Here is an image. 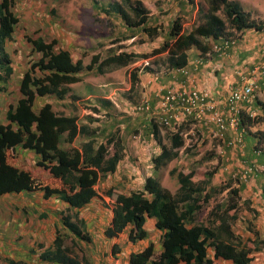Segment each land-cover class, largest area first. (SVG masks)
I'll list each match as a JSON object with an SVG mask.
<instances>
[{"label":"trees","instance_id":"trees-1","mask_svg":"<svg viewBox=\"0 0 264 264\" xmlns=\"http://www.w3.org/2000/svg\"><path fill=\"white\" fill-rule=\"evenodd\" d=\"M125 2L129 3L128 0L123 1ZM123 3L120 5L119 2H112L106 8L115 10L127 28H138L147 38L152 39L159 34L162 38L161 42L142 55L149 56L166 51L165 61L168 67L183 66L187 60L186 50L190 46L204 52L210 49V41L214 42L225 37L223 33L225 21L239 34L248 28L264 29V19L251 17L238 2L206 0L204 9L199 11L202 20H194L188 30H182L180 19L175 15L158 33V25L152 24L148 10L139 0L130 2L127 8ZM10 5V0H0V91L6 90L7 79L13 72L10 65L11 58L4 45L6 40L12 39L17 22V16ZM220 15H223L225 21ZM129 36H131L129 32L128 34L126 32L112 40L116 43ZM26 40L38 53V57L28 61V68L21 76L18 86L20 95L5 112L8 123L0 122V195L11 192L42 191L45 198L56 195L67 202L69 207L81 208L96 195L98 196L94 186L102 175L115 171L123 156L121 138L112 132L100 138L95 132L89 131L88 127L79 126L75 115L58 114L49 103L34 109V98L44 95L63 98L69 91L68 84L82 80L78 73L83 69L90 70L95 63H98V70L110 64L126 65L138 54L125 45H119V49L110 51L100 61L98 54L93 55L91 62L84 67L79 60L74 62L66 49H55L54 38L47 42L40 37H26ZM130 76L132 83L138 79L134 69L131 70ZM71 95L76 99L75 95ZM256 101L254 105L264 107L262 102L256 104ZM109 105L107 99L99 98L98 106H89L92 110L99 111L101 107ZM153 118L152 116L153 135L157 137L160 145L159 151L152 156L153 166L157 169L177 155L184 139L179 130H174L167 133L168 144L161 142L158 137V124ZM258 119H264V114H257L251 119L246 110L242 109L240 126L246 131L247 125ZM79 135L88 137L84 143H80V147H64L65 142L71 143ZM17 146L37 154L39 158L35 163L36 166L48 171L50 176L42 180L29 171L13 165ZM109 146L113 147V151H110ZM191 146L192 143L183 149L189 151ZM255 147L259 146L254 145L252 153H255L253 152ZM260 154L264 153L260 150L254 155ZM169 171L175 172L178 183L177 191L174 193L160 184L154 174L145 178L141 189L125 193L118 187L112 186L105 191L113 200V218L105 229L106 236L111 238L118 236L130 227L128 240L134 243L146 237L144 224L147 218H154L155 228L161 232L158 250H155L153 243L150 242L142 250L132 252L128 264H214L218 257L230 259L233 264H253L250 252L253 248H264V237L251 240L252 246H249L230 229L231 219L235 218L240 205L239 191L244 184L241 179L235 176L237 185H231V179H225L220 185H216L211 183L214 171L211 169L176 170L173 167ZM243 175H245L244 171ZM224 188H226L225 197L223 195L212 204L207 212V221H196L201 207L215 192ZM262 192L264 195V188ZM61 222L73 235L70 237L73 245H77L80 239L90 240L88 233L82 229L84 221L78 217V212L75 213L74 220L69 214L62 215ZM56 232L52 246L45 248L39 254V259L48 264H82L80 261L87 264L83 255H79L78 258L70 254L69 247L65 245V235L59 230ZM208 247L212 250L211 256L207 254ZM119 250V244L115 243L112 248L113 253ZM6 260L8 264H31L25 260L9 258Z\"/></svg>","mask_w":264,"mask_h":264},{"label":"crops","instance_id":"crops-1","mask_svg":"<svg viewBox=\"0 0 264 264\" xmlns=\"http://www.w3.org/2000/svg\"><path fill=\"white\" fill-rule=\"evenodd\" d=\"M234 1L238 2L239 5L241 4V0ZM194 4V11L199 10V6L196 3ZM241 5L240 7L243 10L247 11L251 17L258 18L256 17V15L260 14L261 19H264L262 18L264 17V14L263 12H261V8L255 2L251 4L249 9H245ZM102 10L105 12L107 11L106 9ZM159 10L161 9L156 8V11ZM25 12L26 11H23L24 14ZM93 18V21H99V18H101V16L97 14L93 16ZM150 21H152V19H150ZM160 21L161 20L159 18H156L155 20L156 23H159ZM168 21L169 18L164 19L165 25L168 23ZM48 26L49 32H46L47 38H40L47 42L49 41L48 36L51 37L56 35L58 39H56L55 49H66L72 57V60L74 62L78 60L81 61L84 67L91 62V58L93 55L98 54L100 56V59H98V61L106 57V55H108L110 51L111 46L113 45L112 43L107 44L99 49L97 47L99 44V40L97 38H93V43L96 46L95 48L92 45L82 46L80 37L74 36L73 38H71L67 33H65L63 37L64 40L63 42H61L62 36L60 37L58 35L60 30H57L53 24H48ZM134 30H138V28H135ZM162 30L158 31V33ZM253 30V28H248L240 33L239 36L241 38H239L238 41L229 46L226 55L217 54L215 51H212L211 47V50L208 49L202 52L196 47L190 46L186 50V63L183 66H180L181 68H179L178 70L176 69L178 67H168L166 65L164 74H158L159 71L155 72V69L152 68L155 63V58H153V56H155L156 54H161V52L149 56L142 55L144 52H146L144 50L145 48L143 49L140 46L141 44L143 45L144 41L138 40L139 43L133 42L132 45H125L126 47H129V50H133L138 54L126 65L110 64L102 67L101 70H98V63H95L90 70H87V68H85L78 73V75L82 77V80L67 85L69 91L64 95L63 98L57 97L55 95L35 97L33 104L34 109H39L43 104L49 103L51 104L54 111H56L58 114L75 115L77 117L79 126L83 125L86 128L88 127L87 129L89 131H92L93 133L95 132V134L100 138L102 135L109 132L116 134L119 138H121L122 141L123 156L117 164L115 171L102 175L100 180L94 186L98 196L96 195L81 208L69 207L67 202L59 199L56 195H51L50 197L45 199L42 191H36L42 196L43 199H45L47 204L49 202V205L52 207L50 210V214H55V216H57L56 222L46 230L47 236H50L51 240L47 245L44 246L43 243H41L43 241L40 240L37 242V247H35L33 245L34 241L32 239L34 230L36 229L34 233H40V228L42 225H44L40 224L38 225V227H34V221L38 222V217H43L44 215H46L45 209H41L37 214L34 212L33 207H35V204L33 193L36 192H11L0 195V215L4 218V220L0 223V264H3L2 261L4 259L6 260L7 258L14 260H25L31 264H39V262L40 264H48V262L39 259V254L45 248H50L52 246L53 239L57 233L56 230H59V232L63 233L65 235V239L67 238L71 243L70 237H72L73 235L64 228L61 222V218L62 215L69 214L74 220L76 212H78V217L83 219L84 222L82 229L84 230V232L88 233L90 240L85 241L80 239L78 240L77 245H73L71 243L72 247H69L68 245L67 247H69L71 252L70 254L72 256H77L78 258H80L79 255H83L87 261V264H128L130 254L132 252L142 250L150 242L153 243L155 250H158L159 243L157 240H159L161 232L155 228L154 218H147L146 223L144 224V229L147 231L146 237L138 239L134 243L128 240V232L130 227H127L123 232L119 233L118 236H114L112 238L106 236L105 229L110 225L113 218V204H111L113 200L106 195L105 191L107 189H110L112 186L118 187V184L122 183L123 181V183L132 181L131 174L133 175L134 169H130L128 168V166H130L131 162L135 161L133 164L134 168V165H136L137 161L140 160L139 157L142 156L141 152L144 153L147 149V146L149 147L152 143H155V148L157 150H155L153 156L159 151L160 145L157 141V137H154L153 135L154 132L152 131L153 124H151V118L153 116V119H156L154 112L157 109L159 96L164 92V90L170 84H174V86L177 87L181 82H183L185 84L184 87L196 85L200 88L208 89L211 95L215 98H221V96L225 94L228 87L237 83L240 79L238 72L245 71L246 69L251 67L263 55L264 29H255L258 32V34L256 35L255 33H253ZM134 32L135 31L129 32V35L131 36L125 38L128 39V42L133 39ZM245 34H248V37H245ZM242 36L244 37L242 38ZM160 39L162 40V38ZM218 41L219 39L214 40V42ZM76 44L78 47L75 46ZM158 44H155L154 46H157ZM210 44L212 45L213 42L210 41ZM75 47H77L76 50ZM5 49L9 54V57L11 58V53L7 50V41L5 42ZM102 51H105L106 53L103 54ZM162 52H165L166 58V51ZM34 53L38 55L37 52L34 51ZM10 61L11 70H13L12 74L10 75L11 77L16 69L13 65L12 58L10 59ZM164 62L166 64V61ZM132 69L136 70L137 72L138 79L136 80V82L132 83L130 77V81H128L127 87L125 86L119 88L116 85L118 83V81L116 80L117 72L122 70L129 77ZM95 72H97L99 76H108L107 83H104L103 85H100L98 87V79L86 78L90 77V75H95ZM157 78L163 83L159 84V80H157ZM7 83L8 82H6V84ZM104 85H107L109 89H106ZM6 86L7 88L5 91H0V107L4 109L2 118H5V112L8 109V106L12 103H15L20 95L18 90L19 85H16L15 88L14 86L8 84ZM112 87L115 88L112 89ZM105 91H108V94L101 95V92ZM258 91L259 93L264 92L263 77H261L257 81L255 94H257ZM71 94L75 95L76 99H73ZM144 97H146L149 102V108L138 109V105L141 103ZM99 98L107 99L110 105L108 107H101L99 111L92 110L89 105L98 106ZM110 106H115V108L117 109L112 110ZM92 115L94 117H92ZM1 123L6 124L8 123V121L5 118V121ZM158 128L159 127H157V130ZM227 134L230 133L227 132L225 136ZM158 137H160L159 130ZM87 138L88 137L79 135L74 139L73 142H65L64 147H80V143H84ZM146 140L152 141H148V143H146ZM109 149L110 151H113L112 146H109ZM132 149H135V152ZM260 155L257 156L256 159L259 160V158H263L264 160V154H262L261 156ZM38 158L39 156L32 150L17 146L15 148L12 164L20 169L29 171L34 176H36L32 173L34 172V170L38 172L40 171V173L43 172L42 177L39 178H43L42 180H44V178L46 179V177L50 176V174L48 171H44L43 168L36 166L35 163ZM259 162L262 163L258 164L259 167H263L262 169L264 170V162H262L261 160ZM148 176H150V174L146 175L145 178ZM100 183L105 185V187H103L104 194H102L98 190ZM135 183L139 182L136 181ZM160 184L162 183L160 182ZM142 185L143 183L140 184V186L132 188L131 190L141 189ZM246 186L247 183H244L242 188H245ZM249 187L250 188H248V190H245L246 195L248 194V198H243V200H240L241 198L239 194L238 203L240 205L238 210L236 211L235 218L231 219L230 229L232 230L233 234H235L241 240H245L246 238H248L250 239V241H254L257 237H264V207L262 208V210H258L256 205L251 203L254 197V194L252 193H258L256 194V196L260 198V202H262V204L264 205V195L262 192V188H264V178H260L259 175L256 174L255 182H252V186ZM125 193H128V191ZM101 197H103L104 199ZM103 200H110L111 203ZM99 201L101 202L100 206L104 207V214L98 212L94 215V218H88V214H86V212L81 213V209L93 208L92 205L97 204ZM245 203L249 204L248 209L246 208ZM88 219L92 220L91 226L89 222H87ZM147 225L152 227V229H150L149 227L148 230ZM251 225L253 226V228L251 227ZM154 235L156 239L153 237ZM28 238L30 239V242H26V244L21 240H26ZM115 243L119 244L120 250L114 254L112 248ZM32 245L34 247H32ZM84 247L90 248L91 251H100L101 253H108L109 250V254H107L104 259L98 260L96 261V263H92L91 260L88 259L83 252ZM72 248L78 250L74 255L72 254ZM29 252L31 254L30 256ZM25 253H27V256H24ZM207 254L209 256H211L212 254V250L210 247L209 250H207ZM250 254L253 257V264H264V248H260V250H254L253 248ZM215 261H217V263L214 262V264H233L230 259H223L220 257L216 258ZM80 262L83 264V261Z\"/></svg>","mask_w":264,"mask_h":264},{"label":"rangeland","instance_id":"rangeland-1","mask_svg":"<svg viewBox=\"0 0 264 264\" xmlns=\"http://www.w3.org/2000/svg\"><path fill=\"white\" fill-rule=\"evenodd\" d=\"M123 1L124 0H10V6L12 8V11L15 13V15H17V22L12 33V39L10 41H7V50L11 53L10 56L12 58L13 65L16 70L13 75L7 79V84L14 86V88L16 87V85H19L22 73L28 68V61L32 59L34 60L38 57V55L34 53L31 44L27 42L26 37L35 38L36 36H38L47 38L46 32H49L48 24H53L57 30H60L58 35L60 37L62 36L61 42H63V37L65 33H67L71 38H73L74 36L80 37L82 46L92 45L95 48L96 46L93 43V38H97L99 40V44L97 46L99 49H101L102 46L112 43L113 45L111 46L110 51H113L114 49H119V45L129 46L132 45L133 42L139 43L138 40H141L144 41L143 45H140L141 48H145L144 50L146 52L150 51L155 44L161 42L159 41L161 40L159 34L155 35V38H147L146 34L142 31L127 28L123 24L119 14L115 13V10L111 11L110 9L107 10L106 8L108 5L110 6L112 2H119L121 5ZM128 1L129 3H123V6L125 8H127L130 2L133 3L136 0ZM139 2L142 6L146 8V10H148V13L150 14V19H152V24H157L159 27V31L162 30V28L164 29V27H166L164 19H170L175 15H177L180 19V26L182 30H188L194 20H202V16L199 13V10L202 11L206 5V0H139ZM254 2L261 8V12H263L264 14V0H241L240 3L242 5H240L245 9H249L251 4H253ZM194 3L199 6V10L194 11ZM156 8H159L161 10L156 11ZM102 9H106L107 11L105 12ZM23 11H26L25 14L23 13ZM97 14L100 15L101 18H99V21H93V16ZM220 16L224 20L223 15ZM256 17L258 18L255 19H261L260 14H257ZM156 18H159L161 21L159 23H156ZM132 31L135 32L134 37L130 42H128V39H123V41L113 43L114 40L112 39H114L115 37H119L121 36V34L123 35L126 32L128 33ZM223 33H225V36L232 35L236 39V41L241 38L239 36L240 34L238 32H235V30L227 21H225L224 23ZM253 33H255V35L258 34L255 29L253 30ZM244 36L248 37V34H245ZM244 36H242V38ZM48 37V40H51L52 37L54 39H58L56 35ZM75 46H77V44ZM77 47H75V50L77 49ZM102 52L103 54L106 53L105 51ZM153 58H155V63L152 68L155 69V72L159 71L158 74H164V69L166 67V64L164 62L165 52H161V54L158 55L156 54L155 56H153ZM130 77V75L128 77L127 74H125L122 70L118 71L116 77L118 83L116 85L119 88L125 86L127 87V83L128 81H130ZM86 78L98 79V87L100 85H103L104 83H107L108 80V76H99L97 72H95V75H90V77ZM157 80L159 79L157 78ZM162 83L163 82L159 80V84ZM104 86L106 89H109L107 85ZM114 88L115 87H112V89ZM106 94H108V91L101 92V95ZM257 94H255V100H257L256 104H259V102H262L264 104V92L259 93L258 91ZM111 108L112 110L117 109L115 108V106H111ZM3 113L4 109L0 107V122L5 121V118H2ZM92 117L94 116L92 115ZM155 122L157 123V120H155ZM157 124L159 127L161 141L164 144H168L167 133L169 131L163 125L159 123ZM189 128L190 124H184L181 129L182 131H185L189 130ZM191 130H194V133L187 134L183 137V145L179 149L177 155L168 160L166 164L161 165L157 169L153 168L152 163L153 153L155 152V150H157L155 148V143H152L149 147L147 146L145 152H141L142 156L139 157L140 160L137 161L136 165H134V168L133 164L135 161L131 162L130 166H128V168L134 169L133 175L131 174L132 181H128V183H123V181L122 183L118 184V188L121 189L123 192H129L132 188L140 186V184L144 183V178L146 175L155 174L158 177L159 181L162 183V185L166 186L172 193H174L177 191L178 183L176 181L175 172L173 171L170 173V168L174 167L176 170H185L188 168H194L195 170H199L202 168H207L214 170L211 176V183L213 184L220 185L225 179H231V185H237L235 176L241 179L242 182L247 183V186L245 188L241 187L239 194L241 198L240 200H243V198H248V194L246 195L245 190H248V188H250L249 186H252V182H255L256 174H258L260 178H264V170L261 168V166L259 167L258 165L262 164L259 161H262L263 158H259V160H257L256 157L259 155H254V153L251 152L252 147L256 145L259 146L261 152L264 153V119H258L247 125V129L243 137L244 145L241 148H239L237 145H224L221 139L214 136L208 129L202 128L200 126L192 127ZM227 136H230V134H227ZM148 141L151 142L152 140H146V143H148ZM191 143L192 146L189 151H186V148L183 149L186 145ZM132 150L135 152V149ZM247 163L248 165L250 163L251 165H253V170L251 169L252 171L244 172L245 175H243V171ZM32 173L35 174L37 177H42L43 175V172L40 173V171L38 172L35 170ZM48 177L49 176H47L46 179ZM136 181L139 183H135ZM103 187H105V185L100 183L98 190L102 194H104ZM225 191L226 188L219 192H215L212 195L211 199L201 207V210L196 216V221H207L206 218L208 210L211 208L212 204L215 201L223 197ZM252 194H254V197L251 203L255 204L258 210H262L264 205L262 204V202H260V198L256 196V194L258 193ZM33 196L35 204V207H33L34 212L37 214L41 209L46 210V215H44L43 217H38V222L34 221V227H38V225L40 224L44 225L41 226L40 233H34L36 229L34 230L32 238L34 241L33 245L37 247V242L42 240L43 242L41 243H43L44 246L47 245L51 240L50 236H47L46 230L51 225H53V223L56 222L57 216H55V214H50V210L52 207L49 205V202L48 204L46 203V198L43 199L38 192L33 193ZM103 201L110 202V200ZM100 203L101 202L99 201L97 204L92 205V207L95 209H81V213L86 212V214H88V218H94V215L98 212L104 214V207L100 206ZM245 204L244 205L248 209L249 204ZM3 220L4 218L0 215V223ZM87 222H89L91 226L92 220L88 219ZM149 227L150 226L147 225L148 230ZM251 227L253 228L252 225ZM150 229H152V227H150ZM153 237L156 239L155 235ZM21 240L24 241L25 244L26 242H30L29 238L26 240ZM242 240L247 245L252 246L250 239L246 238L245 240ZM65 241L66 245L72 247L70 241L67 238ZM33 245L32 247H34ZM207 250H209V247L207 248ZM77 251L78 250L73 249L72 254L74 255ZM83 252L85 253L86 257L91 260L92 263H96V261L104 259V257L109 254V250L108 253H101L100 251H91V249L87 247L83 248ZM30 255L31 254L29 252V256ZM24 256H27V253H25ZM2 262L3 264H8V261L5 259ZM215 263H217V261H215Z\"/></svg>","mask_w":264,"mask_h":264},{"label":"built area","instance_id":"built-area-1","mask_svg":"<svg viewBox=\"0 0 264 264\" xmlns=\"http://www.w3.org/2000/svg\"><path fill=\"white\" fill-rule=\"evenodd\" d=\"M236 39L232 35L221 37L218 42L211 45L212 51L226 55L227 48ZM181 68H176L177 70ZM240 79L230 85L221 98H215L206 88L196 85L184 87L181 82L177 87L170 84L159 96L155 120L167 130H179L182 137L193 134L192 127L208 129L214 136L221 139L226 146L237 145L243 147V126H240L241 110L245 109L248 116L253 119L257 114H264V107L254 105L255 88L257 81L264 78V51L261 58L245 71L238 72ZM149 102L144 97L138 109H148ZM184 124H190L189 130L182 131ZM198 125V126H197ZM229 132L230 136H225ZM260 147L253 152L259 153ZM263 168V167H262ZM249 164L244 172L251 171Z\"/></svg>","mask_w":264,"mask_h":264},{"label":"clouds","instance_id":"clouds-1","mask_svg":"<svg viewBox=\"0 0 264 264\" xmlns=\"http://www.w3.org/2000/svg\"><path fill=\"white\" fill-rule=\"evenodd\" d=\"M11 9H12V8H11ZM6 41H7V40H6ZM6 41H5V42H6ZM4 45H5V44H4ZM23 73H24V72H23ZM23 73H22V74H23Z\"/></svg>","mask_w":264,"mask_h":264}]
</instances>
